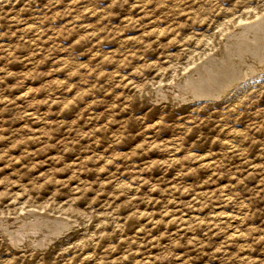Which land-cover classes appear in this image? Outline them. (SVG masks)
Masks as SVG:
<instances>
[{
    "label": "rangeland",
    "instance_id": "obj_1",
    "mask_svg": "<svg viewBox=\"0 0 264 264\" xmlns=\"http://www.w3.org/2000/svg\"><path fill=\"white\" fill-rule=\"evenodd\" d=\"M262 21L0 0V264H264Z\"/></svg>",
    "mask_w": 264,
    "mask_h": 264
},
{
    "label": "bare ground",
    "instance_id": "obj_2",
    "mask_svg": "<svg viewBox=\"0 0 264 264\" xmlns=\"http://www.w3.org/2000/svg\"><path fill=\"white\" fill-rule=\"evenodd\" d=\"M263 16V15H262ZM261 17V16H260ZM259 18V17H258ZM260 19V18H259ZM253 22V21H252ZM258 22V21H257ZM256 22V23H257ZM262 22H264V21H262ZM261 22V23H262ZM255 23V22H254ZM252 24V23H251ZM247 25V26H245L244 25V28H251V27H253L252 25ZM242 25V24H241ZM236 26H239V25H236ZM235 25H234V28L236 27ZM243 27V26H242ZM237 28V27H236ZM235 28V29H236ZM240 27H238V29H239ZM238 34V33H237ZM226 35V34H225ZM263 42V41H262ZM220 46V45H219ZM261 46V45H260ZM244 54V53H243ZM213 59V58H212ZM237 59V58H236ZM211 63V62H210ZM259 64V63H258ZM258 67V66H257ZM249 71V70H248ZM247 71V72H248ZM245 74V73H244ZM250 74V73H249ZM186 75V74H185ZM241 77H244L243 76V74H241L240 75ZM239 76V77H240ZM192 77V76H191ZM181 78V77H180ZM196 78V77H195ZM238 78V77H237ZM188 79V78H187ZM211 79V78H210ZM239 80V78L238 79H234V78H231L230 80H227L221 87H219V88H217V89H215V90H213V91H211V93L212 94H214V95H212V96H210L209 97V100H221L223 97H225L230 91H231V89L236 85V83H237V81ZM204 81V80H203ZM224 81V80H223ZM186 82V81H185ZM184 82V83H185ZM206 83V82H205ZM221 83V82H220ZM189 84V83H188ZM187 84V85H188ZM207 84V83H206ZM209 84V83H208ZM162 86V85H161ZM184 86H186V85H184ZM195 86V85H194ZM207 86V85H206ZM214 86V85H213ZM216 86V85H215ZM157 87H159V86H157ZM204 86H202V87H200V88H203ZM212 87V86H211ZM194 88V87H193ZM192 89V88H191ZM204 89V88H203ZM213 89V88H212ZM189 91V90H188ZM203 91V90H202ZM201 91V92H202ZM192 93V92H191ZM191 93H189V94H191ZM195 95V94H194ZM197 95H199V93L197 94ZM200 95L202 96L203 94H201L200 93ZM196 96V95H195ZM190 97H192V96H190ZM198 97V96H197ZM181 98V97H180ZM38 220V219H37ZM41 227V226H40ZM16 242V241H15Z\"/></svg>",
    "mask_w": 264,
    "mask_h": 264
}]
</instances>
